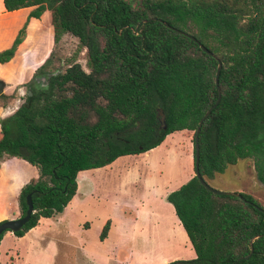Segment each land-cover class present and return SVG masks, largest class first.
Masks as SVG:
<instances>
[{"label": "trees", "instance_id": "obj_1", "mask_svg": "<svg viewBox=\"0 0 264 264\" xmlns=\"http://www.w3.org/2000/svg\"><path fill=\"white\" fill-rule=\"evenodd\" d=\"M3 2L7 12L33 10L12 46L0 52V64L15 59L31 20L48 12L52 45L65 35L78 39L90 70L74 61L51 76L48 88L37 89L34 78L48 58L29 83L0 96V106L8 108L21 87L32 92L0 120V163L16 158L38 171L18 197L19 217L26 215L29 195L34 213L14 233L17 238L65 211L83 171L147 153L182 131L194 132L195 161L199 122L218 98V59L222 100L200 133L201 175L210 184L239 161L251 160L264 184V0ZM163 22L194 36L215 57ZM241 195L245 200L214 195L193 176L167 196L196 253L178 264H264V206ZM110 226L102 230V241Z\"/></svg>", "mask_w": 264, "mask_h": 264}, {"label": "rangeland", "instance_id": "obj_2", "mask_svg": "<svg viewBox=\"0 0 264 264\" xmlns=\"http://www.w3.org/2000/svg\"><path fill=\"white\" fill-rule=\"evenodd\" d=\"M49 58L44 73L65 72L74 61L90 72L87 50L82 49L78 39L71 35L63 37L53 48ZM5 83L7 84L6 81ZM44 84L47 85V80ZM26 91L27 89H23L12 100L9 105L12 111L17 110L23 102ZM5 113L0 106V120L6 117ZM174 134L154 150L128 157L132 163L126 169H120L121 174L108 177L104 176L107 170L101 174L84 171L82 177L89 176L97 180L101 187H96L97 194L91 188L90 193L95 198H90L89 201L82 200L86 192L77 195L60 224L51 221L53 227L50 232L59 235L58 242L45 248L43 242L34 241L36 247L32 252L25 254L24 260L17 261L16 252L27 245L26 241H19L14 236L4 241L10 234L7 233L0 245L2 264H164L166 261L173 263L195 258L187 234L182 227H176L179 222L174 208L166 200L167 193L178 190L187 183L188 177L195 175L194 132ZM125 171L129 174L123 179ZM120 178L123 180L120 181ZM209 182L211 187L220 191L249 194L264 206V184L258 179L251 160L239 161L236 166L229 167L224 174ZM94 184L96 185L93 182ZM132 200H135L138 209L137 220L132 217L126 220L122 216V210L128 203L132 204ZM110 221H115L116 225L111 227L108 237L102 241V230ZM42 234L43 230L38 236ZM69 235H76V239L68 237ZM80 236L82 246L85 245L87 250L86 260L83 248L82 251L79 249ZM34 238L29 236L27 240L32 241ZM117 245L131 249V256L124 251L116 256L113 249ZM49 249L52 250L46 253ZM125 261L129 262L124 263Z\"/></svg>", "mask_w": 264, "mask_h": 264}, {"label": "crops", "instance_id": "obj_3", "mask_svg": "<svg viewBox=\"0 0 264 264\" xmlns=\"http://www.w3.org/2000/svg\"><path fill=\"white\" fill-rule=\"evenodd\" d=\"M32 10L33 9L31 8H24L14 12H7L5 11L3 0H0V52L9 49L12 46L14 40L16 39L21 28L26 23L28 16L30 15ZM43 26H44L43 30H39ZM51 35H52V27H51L50 14L48 12H46L43 15L41 20H34V19L31 20L27 31V37L23 42V44L19 47L15 59L6 66L0 64V79L9 83V86H7V88L5 89V93L8 92L9 94H12L19 86L27 84L33 79L37 69L49 57L54 47L51 42ZM5 71H7L8 73ZM22 90L23 88L19 89V92ZM2 110L3 113L6 112L4 114L5 116L10 115L16 111V110L12 111L10 107L6 109L2 108ZM182 132H189V131H182ZM171 135H175V134H171ZM171 135H169V137ZM131 156L120 157L115 162H113L112 164L106 167L99 169H91L87 171L89 173L101 174L102 171L107 170L104 173V176L106 175L108 177H110L111 175L114 176L117 173L121 174L120 169L122 168L126 169L132 163L129 162L131 158H128ZM83 173L84 171L79 173L78 175V191L76 196L77 195L80 196L82 195L81 193L86 192V195L85 196L83 195L82 200L89 201L90 198H95V195L93 193H90L91 188L95 189V193L97 194L96 187L98 186V184H97V180H94L89 176L82 177ZM128 174L129 172L125 171L123 179L127 178ZM36 177H38L37 169L22 160L13 158V159H6L5 161L0 163V220H13V219H17V217L20 216L19 207H18V197L21 192V189L28 182H30L31 179ZM123 179L120 178L119 180L121 181ZM190 179L191 177H188L186 181L188 182ZM80 182L82 183V185ZM93 182L96 183V185L95 184L93 185ZM100 187L101 186H98V188ZM79 189L81 190L80 193H79ZM168 195L169 193L166 194V197ZM10 197L12 199H9ZM75 197L69 203V205L66 207L65 211L62 214L51 219H41L39 225L34 229H32L31 231H29L24 237L17 238L12 233H10L9 236L5 237L4 241H6L8 237H12V236L16 237V239L19 241L20 240L22 242L26 241V244L28 246L24 245L22 250L18 249V251L16 252L17 261L24 260V255L29 254V252H32V250L36 247V246L34 247V241L43 242L45 244V248L46 246L55 245L56 242H58L57 238L59 237V235H56L54 232H50L53 227L51 221H54V224H60L63 219L64 213L67 211L68 208L71 207L72 203L75 200ZM139 202L140 201H138V203ZM137 215H138V209H136L135 200H132V204L128 203V206L123 207L122 216L124 219L128 220L129 217H132L134 218V220H137ZM48 221H50V223ZM178 222L179 225L176 227L178 229H180V227L183 228L179 219ZM110 224H111L110 226V231H111V227L113 228V226L116 224L115 221H110ZM42 226L43 228H41ZM42 230H43V234L41 236H38V233ZM36 231L39 232L36 233L35 236H32ZM180 233L182 234V232ZM29 236L35 238L32 241L27 240ZM68 237L70 238L75 237L76 239V235L74 236L69 235ZM79 239H80L79 249L80 251H82L83 248L84 260H86L87 250H85L86 249L85 245L84 247L82 246L81 236ZM186 244H188V242H186ZM52 249L47 250L46 253H48ZM113 250L116 251L115 253L116 256H120L121 252L123 251L129 256H131L132 254L131 249H129L126 246L117 245V247H114ZM45 255L46 254H44V256ZM194 257L196 258V253ZM2 259H3V254H0L1 264H2ZM126 262L129 261H125L124 263ZM164 264H170V263L166 261L164 262Z\"/></svg>", "mask_w": 264, "mask_h": 264}, {"label": "water", "instance_id": "obj_4", "mask_svg": "<svg viewBox=\"0 0 264 264\" xmlns=\"http://www.w3.org/2000/svg\"><path fill=\"white\" fill-rule=\"evenodd\" d=\"M154 20L157 21L158 19L154 18ZM148 21H150V20H144L142 23L144 24V23H147ZM159 21H161V20H159ZM163 24L167 28H170V29L174 30L175 32H177L179 34L190 38L191 40H193L194 42L199 44L200 48L205 53H207L210 56L215 57V55L211 51H209L203 44H201V42L198 41L194 36H192V35H190L188 33H185V32H183L181 30H178L176 28H173L166 22H163ZM222 67H223V64H222L221 60L218 59V68H217L216 77H215V82H216V86H217V89H218V98H217V101L215 102V104L213 106H211L207 110L206 114L203 116V118L199 122L197 131L195 133V177H197L198 180L200 181V183L208 191H210L214 195H218V196L232 195V196H236V197H238V198H240L242 200H245V199H243L241 193L225 192V191H220V190H217V189L211 187L210 184H208L204 180V178L202 177L201 172H200V167H199V162H200L199 138H200V133H201L202 127H203L205 121L208 119V117L211 115V113L219 106V104L221 103V100H222V90H221L220 82H219L220 81V74H221ZM6 88H7V84L5 83V81L0 79V96L5 93V89ZM158 118L160 119L161 128L165 130L167 128L166 115L163 112V110H161V109L158 112ZM27 205H28V209H27L26 215L24 217L21 216V217H19L17 219H14V220H5V221H1L0 222V236H2L5 233H12V234L17 233V232L21 231L25 227V225H27L29 223V221L31 220V217H32V215L34 213V205H33L32 195H29L27 197ZM257 238H255V239H257ZM253 251L254 250L252 249V252L247 256L246 259L251 258V256L253 255ZM178 263L179 262L176 261V262H173L171 264H178Z\"/></svg>", "mask_w": 264, "mask_h": 264}, {"label": "flooded vegetation", "instance_id": "obj_5", "mask_svg": "<svg viewBox=\"0 0 264 264\" xmlns=\"http://www.w3.org/2000/svg\"><path fill=\"white\" fill-rule=\"evenodd\" d=\"M53 48H54V47H53ZM52 52H53V49H52L51 53H52ZM51 53H50V55H51ZM51 56H52V55H51ZM51 56H50V57H51ZM48 58H49V57H48ZM48 58H47L46 60H49V59H50V58H49V59H48ZM46 60H45V62H46ZM45 62H44V63H45ZM44 63H43V64H44ZM43 64H42V65H43ZM42 65H41V66H42ZM80 65H81V64H80ZM41 66H40V67H41ZM40 67H39V68H40ZM39 68H38V69H39ZM38 69H37V70H38ZM86 72H87V71H86ZM61 73H63V72H61ZM61 73L49 74V73H44V72H42V73L38 74L37 77H35V78L33 77V78H34V81H35V86H36V88H37V89L48 88V87H49V79L51 78V76H52V75H58V74H61ZM36 78H37V79H36ZM46 80H47V85L44 84V81H46ZM22 88H23V89H27V91H26V95H27L28 93H29L30 96L32 95V92L29 91L27 87H21L20 89H22ZM18 93H19V91H18ZM26 95H25V97H26ZM23 100H24V99H23ZM4 109H6V108H4Z\"/></svg>", "mask_w": 264, "mask_h": 264}]
</instances>
